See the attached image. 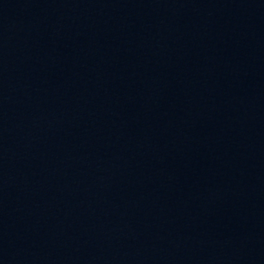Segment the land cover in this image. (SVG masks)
I'll return each instance as SVG.
<instances>
[{"label":"water","instance_id":"1","mask_svg":"<svg viewBox=\"0 0 264 264\" xmlns=\"http://www.w3.org/2000/svg\"><path fill=\"white\" fill-rule=\"evenodd\" d=\"M184 264H264V0H0Z\"/></svg>","mask_w":264,"mask_h":264}]
</instances>
